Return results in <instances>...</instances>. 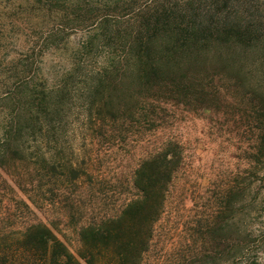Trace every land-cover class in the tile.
<instances>
[{"label": "trees", "instance_id": "trees-1", "mask_svg": "<svg viewBox=\"0 0 264 264\" xmlns=\"http://www.w3.org/2000/svg\"><path fill=\"white\" fill-rule=\"evenodd\" d=\"M1 6L35 21L0 79V264H264V0ZM196 121L245 167L209 198L178 186Z\"/></svg>", "mask_w": 264, "mask_h": 264}, {"label": "rangeland", "instance_id": "rangeland-1", "mask_svg": "<svg viewBox=\"0 0 264 264\" xmlns=\"http://www.w3.org/2000/svg\"><path fill=\"white\" fill-rule=\"evenodd\" d=\"M2 6L0 7V10ZM19 12L18 17L22 18ZM35 20H15L11 11V19L6 18L0 12V79L5 76L6 62L11 61L18 48L14 45V39H25L30 36L28 26H32ZM82 20L74 21L71 27L63 32L68 38L60 50L50 51L43 59V75L50 82L60 78L67 70L68 62L79 42L84 37V30L78 27ZM68 59V60H67ZM3 74V75H2ZM1 75L3 77H1ZM181 136L187 142L188 152L191 156V165L188 171L180 179L178 186H184L192 192L196 191L200 196L209 198L215 193L217 186H224L226 182L234 177L236 173L245 169L240 161V153L235 151L233 146L228 149L227 138L220 139L224 145L212 143V137L200 121H196L182 130ZM228 143V144H227ZM192 195L186 204L188 212L181 211L178 214H188L194 209ZM178 234V233H177ZM180 234V233H179ZM180 238L176 237L175 241Z\"/></svg>", "mask_w": 264, "mask_h": 264}]
</instances>
